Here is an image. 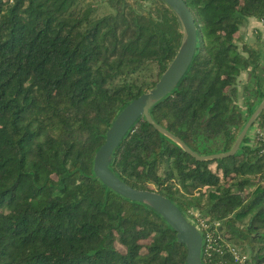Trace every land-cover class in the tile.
Instances as JSON below:
<instances>
[{
  "label": "trees",
  "instance_id": "obj_1",
  "mask_svg": "<svg viewBox=\"0 0 264 264\" xmlns=\"http://www.w3.org/2000/svg\"><path fill=\"white\" fill-rule=\"evenodd\" d=\"M183 1L195 50L149 115L196 153L223 152L264 95V40L239 31L264 18V0ZM181 39L164 0H0V264H186L153 207L92 171L116 113L152 87ZM248 132L233 153L197 159L140 116L108 167L182 213L221 220L247 264H264V139Z\"/></svg>",
  "mask_w": 264,
  "mask_h": 264
},
{
  "label": "water",
  "instance_id": "obj_2",
  "mask_svg": "<svg viewBox=\"0 0 264 264\" xmlns=\"http://www.w3.org/2000/svg\"><path fill=\"white\" fill-rule=\"evenodd\" d=\"M176 13L181 27L182 39L174 55L160 73L152 87L130 99L114 116L104 133L102 143L95 149L92 157V171L107 188L132 200L144 202L153 207L174 230L176 240L185 246L186 264H203L200 258L201 237L180 209L168 197L154 190L138 189L130 186L114 174L108 167L110 154L121 140L126 130L142 116L160 132L172 137L184 150L197 159L221 157L233 153L257 114L264 106V95L254 106L238 131L229 149L211 154H198L176 137L172 136L149 115L152 105L170 93L178 79L186 70L195 50L196 33L192 15L183 0H164Z\"/></svg>",
  "mask_w": 264,
  "mask_h": 264
},
{
  "label": "built area",
  "instance_id": "obj_3",
  "mask_svg": "<svg viewBox=\"0 0 264 264\" xmlns=\"http://www.w3.org/2000/svg\"><path fill=\"white\" fill-rule=\"evenodd\" d=\"M260 30L264 32V18H259ZM254 136L264 139V112L259 128L254 129ZM200 233V258L212 261L213 264H247L248 254L230 242L224 235L221 220L209 219L190 209L183 213Z\"/></svg>",
  "mask_w": 264,
  "mask_h": 264
},
{
  "label": "crops",
  "instance_id": "obj_4",
  "mask_svg": "<svg viewBox=\"0 0 264 264\" xmlns=\"http://www.w3.org/2000/svg\"><path fill=\"white\" fill-rule=\"evenodd\" d=\"M239 31L245 41L251 42L255 38V35H258L261 40H264V32L260 30L259 19L255 17H247V19L241 24ZM245 75L246 72L242 71L240 76L245 77ZM254 125L249 127L250 133L254 130Z\"/></svg>",
  "mask_w": 264,
  "mask_h": 264
},
{
  "label": "rangeland",
  "instance_id": "obj_5",
  "mask_svg": "<svg viewBox=\"0 0 264 264\" xmlns=\"http://www.w3.org/2000/svg\"><path fill=\"white\" fill-rule=\"evenodd\" d=\"M245 77H246V75H245ZM245 77H242V79H244ZM239 101H240V100H239ZM249 129H250V128H248V131H249ZM249 133H250V132H248V134H249Z\"/></svg>",
  "mask_w": 264,
  "mask_h": 264
}]
</instances>
